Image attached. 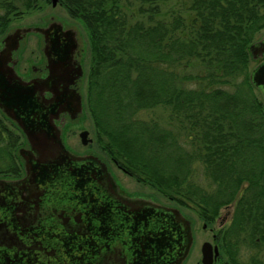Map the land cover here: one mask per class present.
Listing matches in <instances>:
<instances>
[{
    "label": "trees",
    "instance_id": "16d2710c",
    "mask_svg": "<svg viewBox=\"0 0 264 264\" xmlns=\"http://www.w3.org/2000/svg\"><path fill=\"white\" fill-rule=\"evenodd\" d=\"M50 1L0 0V33ZM60 3L88 32L85 104L101 148L122 170L206 207L229 202L242 185L264 186V99L251 81L250 50L264 29V0ZM20 138L0 116V174L21 171ZM211 186L218 190L201 189ZM250 232L264 245L263 210Z\"/></svg>",
    "mask_w": 264,
    "mask_h": 264
},
{
    "label": "flooded vegetation",
    "instance_id": "af4514ba",
    "mask_svg": "<svg viewBox=\"0 0 264 264\" xmlns=\"http://www.w3.org/2000/svg\"><path fill=\"white\" fill-rule=\"evenodd\" d=\"M58 4H61L60 1ZM30 27L40 29V32L30 33H37L43 38V60L34 62L28 73L20 69L19 53L29 33L20 39L17 49L11 50L7 65L13 67L24 81L42 82L50 77L52 70L59 73L55 83L45 88L44 95L47 100L58 96L68 101L66 110L60 113L55 123L62 129L63 144L76 159L67 160L59 166L64 171L62 176L53 172V180L47 184L51 193H46L42 184L30 180L27 169L29 159L20 153V149L32 151V155L27 154L32 164L30 169L38 165L37 152L18 120L0 106L4 124L8 126L7 120L11 119L28 143V146L19 148L18 157L23 160L22 164L19 160L21 171L0 174V226L12 224L15 217L11 216L15 210L21 211H18V216H23L25 203L33 206L38 201L47 208L44 211L45 220L66 221L68 226L60 231V238H55V241L59 239L54 247L58 250L51 257H39L38 252L32 253V247L29 249L27 246H23V250L24 247L28 250L22 251V256H19L21 251L11 252L9 244L0 234V264H177L182 257L180 264H255L256 258L264 259L261 238L250 232L252 221H256L262 210L264 214V186L257 189L242 185L229 202L214 207L184 199L174 200L178 205L168 204L159 201L152 193L127 189L116 178L107 160L91 147L86 151L70 147L66 129L77 123L87 111L84 48L77 29L55 16L49 17L47 25ZM24 28L29 27H16L0 41V64L6 51L15 45V42L8 41L9 36L20 37V30ZM78 95L81 96L82 106L77 108ZM83 130L88 129H81L79 137ZM71 165L77 170L70 175L68 168ZM66 175L73 178L75 187H79L72 192V196L63 190L69 184L68 178L63 177ZM201 189L216 191L218 187ZM60 197L66 198L62 199L60 206L51 207ZM241 199L256 200V203L252 206L243 203L238 207ZM64 243L66 250L63 249Z\"/></svg>",
    "mask_w": 264,
    "mask_h": 264
},
{
    "label": "water",
    "instance_id": "95a60500",
    "mask_svg": "<svg viewBox=\"0 0 264 264\" xmlns=\"http://www.w3.org/2000/svg\"><path fill=\"white\" fill-rule=\"evenodd\" d=\"M58 2L59 0H52L54 6ZM30 32H40V29L34 27L24 28L20 30V37L18 35L9 36L10 39L8 41L15 42V45L6 51L3 62L1 61L0 64V106L12 118L18 120L25 130L33 150L38 154L36 161L38 165L34 169H30L32 164L27 154L32 155V151L25 148L20 149V153L29 159L30 165L28 164L27 169L30 174V180L42 184L46 189V193H51L47 184L53 180V172L55 171L57 176H62L61 174L64 171L60 170L59 166L67 160L76 159V156L67 150L63 144L61 139L62 129L55 123V119L59 117L60 113L66 110L68 101L58 96L47 100L44 95L45 88L48 87V84L55 83L59 73L52 70L50 77L42 82L37 80L24 81L13 67L7 65L11 59V50L17 49L20 39H24ZM250 50L253 59L262 58L259 64L252 68L251 81L264 99V38L252 44ZM0 59H2L1 56ZM76 100L78 101L76 107L82 106L80 95L76 96ZM89 134L88 130H83L80 133L81 140L85 145L93 142V138ZM68 170L71 175L77 169L71 165ZM67 174H69L68 171ZM67 176L63 177L68 178ZM67 181L69 182L68 187L63 190L72 196V192L78 190L79 187L74 186L73 178H68ZM63 198L66 197L57 198L58 200L56 199L51 204V207L60 206ZM47 205L50 206L49 203ZM24 207L23 216H18L19 210H15L12 216L10 215L15 217V220L11 222L12 224L7 223L0 226V234L4 237L5 242L9 244L8 249L13 253L21 251L19 256H22V251L28 250L25 247L23 250V246H27L29 249L32 247L30 249L32 253L38 252L37 255L39 257L42 255L51 257L58 250V248L54 247L56 242H59V239L55 241V238H60V231L66 230L67 222L59 223L45 220L44 211L47 208L40 201L35 202L33 206L25 203ZM175 212L180 215L178 210H175ZM187 228L189 229V226ZM66 248L67 245L64 243L63 249L66 250ZM182 258L177 264H180Z\"/></svg>",
    "mask_w": 264,
    "mask_h": 264
},
{
    "label": "rangeland",
    "instance_id": "374dc122",
    "mask_svg": "<svg viewBox=\"0 0 264 264\" xmlns=\"http://www.w3.org/2000/svg\"><path fill=\"white\" fill-rule=\"evenodd\" d=\"M55 16L56 19L62 21L64 24L69 25L70 27H75L78 31V35L80 38L81 46L84 48L83 51V63L84 68L86 70L87 74V80L89 75V70L91 67V52H90V43H89V36L88 32L83 24V22L77 18H73L70 16V14L67 12L65 7L62 4H58L56 7L52 5L50 2H44L41 4L40 8H37L35 10H30L29 12L22 14L20 16H16L12 18L10 23L7 25V27L3 30L2 33H0V41L4 38V36L13 31L16 27H24V26H43L47 25L49 22V17ZM264 38V29L257 35L256 41L258 42ZM42 47H43V38L37 33H30L26 40L22 43V49L19 53L20 57V69L23 70L25 73L31 71V66L34 64V62H38L39 59L42 61ZM262 60V58L259 59H253L252 61V68L256 67L259 62ZM85 97L87 92V82L85 85ZM260 93V91L258 90ZM261 94V93H260ZM86 102V98H85ZM86 106V104H85ZM87 109V107H86ZM159 113H164L162 111H158ZM8 126L11 127L14 131H16L18 134H20V142L17 146L18 149V156H19V148L22 146H28V143L26 141V138L23 134V132L19 129V127L16 124L12 123L11 119L7 120ZM83 128H87L90 131V137L93 138V142L88 145L84 146L81 143V139L79 137V131ZM66 133L68 136V141L70 144V147L73 149L78 150H87L88 147H91L92 150L95 153H98L102 157H104L107 162L110 165V168L112 169L114 175L116 178L121 182L123 186H125L129 190H136L141 191V193H152L154 196L162 202L178 205V203L174 200H171L169 197L161 193L157 188L152 187L149 184H145L142 182L137 181L133 176L129 175L128 173H125L120 167L116 165V163L111 159V157L108 155L107 152H104L101 148V145L99 144L97 138H96V128L94 124V120L89 113L88 109L86 113H84V116L77 121L75 124H71L67 129ZM21 164H22V158L18 157Z\"/></svg>",
    "mask_w": 264,
    "mask_h": 264
}]
</instances>
